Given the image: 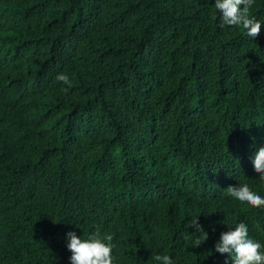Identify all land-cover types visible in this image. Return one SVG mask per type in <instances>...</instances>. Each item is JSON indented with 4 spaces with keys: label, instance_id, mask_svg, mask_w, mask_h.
Returning <instances> with one entry per match:
<instances>
[{
    "label": "trees",
    "instance_id": "obj_1",
    "mask_svg": "<svg viewBox=\"0 0 264 264\" xmlns=\"http://www.w3.org/2000/svg\"><path fill=\"white\" fill-rule=\"evenodd\" d=\"M214 3L0 0V264H71L97 229L113 264H231L240 222L264 252V206L227 192L264 197V0L255 38Z\"/></svg>",
    "mask_w": 264,
    "mask_h": 264
},
{
    "label": "clouds",
    "instance_id": "obj_2",
    "mask_svg": "<svg viewBox=\"0 0 264 264\" xmlns=\"http://www.w3.org/2000/svg\"><path fill=\"white\" fill-rule=\"evenodd\" d=\"M253 3L254 0H215V9L221 17L220 26H242L249 37L259 36L261 22L249 13ZM56 79L65 85L71 83L69 77L64 73L58 74ZM61 90L67 92L68 88ZM252 164L254 171L261 180H264V146H260L255 151ZM227 192L238 201L246 202L252 207L264 206V197L252 191L246 183L229 186ZM188 226L193 228L191 233L202 237L195 240L196 247L207 240V232L199 224L197 217ZM66 236L67 248L71 252L69 257L71 264H113V244L111 243L113 237L111 234L102 235L97 229L89 233L86 238L78 236L74 231H68ZM261 247L259 241L250 238L248 226L243 222L222 232L214 245L216 252L222 255L227 254V257L231 258V264H264V252L261 251ZM154 259L159 264H173L169 255H156Z\"/></svg>",
    "mask_w": 264,
    "mask_h": 264
}]
</instances>
